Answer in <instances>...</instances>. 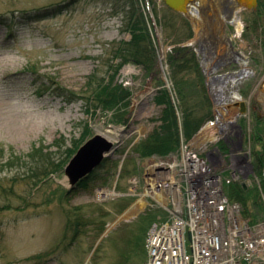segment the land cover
I'll list each match as a JSON object with an SVG mask.
<instances>
[{"label": "rangeland", "instance_id": "rangeland-1", "mask_svg": "<svg viewBox=\"0 0 264 264\" xmlns=\"http://www.w3.org/2000/svg\"><path fill=\"white\" fill-rule=\"evenodd\" d=\"M258 2L256 9L238 12L241 28L226 22L236 49L247 59L244 67L241 60L227 70L241 76L219 84L201 65V83L191 69L178 76L185 84H205L214 119L221 111L226 122L235 118L228 129L240 133V152L249 154L252 164L253 153L264 150V8ZM58 5L63 13H46ZM227 9L217 10L229 17L231 4ZM13 14L20 23L8 38L0 25V264H145L151 226L167 215L151 198L135 197L143 193L147 160L137 147L162 124L166 106L156 101L159 91L167 89L174 105L180 103L170 57L178 48L194 51L195 32L164 0H0V15ZM131 19L144 21L153 34L156 65L151 72L134 62L121 64L118 50L132 39ZM116 69L114 83L129 96L104 109L93 97L98 96L96 83L111 81ZM49 86L73 92L71 102L46 92ZM192 93L190 105L202 95ZM214 119L189 141L203 156L216 149L224 155L237 151L220 134L202 137ZM110 130H119L118 138L107 137ZM98 135L114 144L113 154L95 171L90 191L65 197L72 188L66 167ZM249 175L234 184L252 192L248 219L261 223L264 181L254 165ZM142 199L145 207L137 209ZM129 210L125 221L111 227ZM136 240L146 244L142 255Z\"/></svg>", "mask_w": 264, "mask_h": 264}, {"label": "built area", "instance_id": "built-area-1", "mask_svg": "<svg viewBox=\"0 0 264 264\" xmlns=\"http://www.w3.org/2000/svg\"><path fill=\"white\" fill-rule=\"evenodd\" d=\"M181 147L179 155L158 159L148 169L145 193L162 197L171 217L152 227L146 264H264V223L251 226L224 193L225 183L239 180L248 164L232 158L226 178L221 157L204 158L187 143ZM200 173L205 184L196 194L187 174Z\"/></svg>", "mask_w": 264, "mask_h": 264}, {"label": "trees", "instance_id": "trees-1", "mask_svg": "<svg viewBox=\"0 0 264 264\" xmlns=\"http://www.w3.org/2000/svg\"><path fill=\"white\" fill-rule=\"evenodd\" d=\"M260 6L261 8H264V0H260ZM62 8L63 7L61 5L49 7L46 13L53 12L54 15H58L63 13ZM21 13H28V11L22 10ZM11 16L0 15V25L7 28V38L9 37V30L20 23L13 18L14 14ZM38 17L43 16L38 14ZM127 28L131 31L132 39L131 41L125 43L126 45H121L118 50L122 59V66L129 62H134L145 68L147 72H151L156 65V51L153 44L154 37L152 32L146 26L144 21L142 23L140 20L135 19H131ZM183 52H187L186 56ZM174 53L175 54L170 57V63L172 68V79L175 82L174 87L180 103L178 105H174L172 101L173 96L167 89L159 91L156 101L160 105H165L166 108L163 111L161 126L146 141L137 147L138 152H140V154L144 157H150L153 155L167 156L168 154L176 151L180 146L181 131L183 132L185 138L189 140L200 131L202 126L208 120L213 119L214 117L211 101L206 91V86L205 84H198L203 82V75L196 53L192 51V49L190 51V49L185 48H178L174 51ZM183 57H185L186 60ZM181 59L184 60L182 63L179 62ZM188 63L191 65L188 66ZM189 69H191V72L197 76V84H185L184 81L181 82L179 80L178 76L181 73L186 71L188 72ZM117 73L118 71L116 69L113 73V79L107 83H96L98 87L94 91H98V96L93 95V97L95 101L99 100L103 104L104 109L121 104L129 96V92L122 85H115L116 83H114V78ZM93 76L95 77V75ZM93 76L90 78V81L93 80ZM42 84H48V82H42ZM46 92L62 97L64 101L68 103L71 102L72 96H74L73 92H69L60 86H57L55 90L49 86ZM192 92H194V94L196 93L198 96L199 92H201L202 95H200V98H196L198 102L190 105L192 100L189 97ZM199 109L205 110L206 113H199ZM178 112L182 113V130L180 127ZM253 155L255 171L263 177L264 181V150L255 151ZM96 175V172H94L85 179L81 180L75 188L65 192V197L74 196L82 191H90ZM41 181L42 180H39V183ZM226 193L231 200L242 204L244 207L243 215L244 217L249 218L251 214L249 212L248 202L253 198L252 192L243 186L241 187L239 184H232L226 188ZM125 207L126 204L123 205L121 210ZM252 222L255 221L252 220ZM80 229H77L75 232V238L78 236ZM76 241V239L71 240V246H73ZM136 241L138 246L137 249L139 250L138 255L144 254L146 251V244H144V240ZM61 245H63V242L59 244V247H61Z\"/></svg>", "mask_w": 264, "mask_h": 264}, {"label": "water", "instance_id": "water-1", "mask_svg": "<svg viewBox=\"0 0 264 264\" xmlns=\"http://www.w3.org/2000/svg\"><path fill=\"white\" fill-rule=\"evenodd\" d=\"M164 1L168 7L176 12L183 14L193 24L195 29L200 26V28L202 29V33L197 38V42H200L201 44L199 54L204 55V49H207V47H209V44L212 43L214 37L209 36V34L207 33L208 30L206 28V24L204 22H200L199 19L202 15H205V12L203 10H205L206 7L207 9H211L216 4L211 5V0L209 3H206V5H204L201 0ZM233 1L234 3L232 4ZM230 4L231 11L229 10V16L233 14V11H236L237 15L238 12L243 9H256L258 7V0H220L219 3V5H221L220 7L228 9L230 8ZM234 4L236 5L235 10H233L232 8ZM228 19L230 18H227V20ZM237 98L239 99L238 96ZM239 105L241 107V114H245L248 110L246 102L242 101ZM216 118L217 120H219L218 115H216ZM113 152L114 144L101 135L95 136L84 146H82L74 156V158L70 161L69 165L66 167V174L71 181L72 187L76 186L81 180L98 169L103 164L105 159L110 157ZM128 213L129 211L125 212L113 225H111V227L117 225L121 221H125L128 217Z\"/></svg>", "mask_w": 264, "mask_h": 264}, {"label": "bare ground", "instance_id": "bare-ground-1", "mask_svg": "<svg viewBox=\"0 0 264 264\" xmlns=\"http://www.w3.org/2000/svg\"><path fill=\"white\" fill-rule=\"evenodd\" d=\"M202 3H204V5H206V3H209L210 0H201ZM212 4H216L214 5V7H212L211 9L207 7L205 8V10H203L205 12V15H202L200 17V22H204L206 24V28H207V33L209 34L210 37H214V40L212 41V43L209 44V47H207V49H204V56H206L205 58L207 60H209L210 65L207 66V70H213L210 66L213 63V67H217V66H221L223 68H227V67H231L234 66L233 61L231 60V58H233L234 56H236L237 58H239L240 62L242 60L241 66L244 67L247 63V59L241 54L240 51H238L236 49V46L233 42V38H231L229 36L228 31H224L226 30V21L227 18L229 20V23H234L237 24L238 27L241 28V26L239 25V19L240 17L238 16V14L236 15V11H233V14L229 17H226V15H224V13L222 14L221 11L217 10L220 9L221 5H219L220 0H211ZM165 2V1H164ZM234 3V1L232 2V4ZM209 7V6H208ZM233 10H235L236 5L234 4L232 6ZM238 16V17H237ZM201 28L200 26L196 28V38H198L200 36L201 32ZM163 74H164V79L169 82V79L163 69ZM152 77V76H151ZM221 93V92H219ZM220 95V94H219ZM237 96V94H235ZM223 110H226L227 112V108L223 107ZM222 113V111H221ZM231 121H234L235 118H231ZM230 121V120H229ZM214 132V131H212ZM204 137L206 138H210V139H214L215 135L212 133L210 135L209 133L203 132L202 134ZM119 136V130H110L107 134V137H109L110 139H115L118 138ZM108 138V139H109ZM107 139V138H106ZM183 147V146H182ZM182 147L180 148V150L175 153L174 155H179V153L182 151ZM205 172L207 171L206 169H204ZM187 180H188V186L191 187V189H194V193L196 194H200L201 190H203L204 188V174L200 173L197 175H190L187 174ZM147 201H144L143 199L137 204L136 208L137 209H143L145 207V203ZM131 214V212L128 213V215Z\"/></svg>", "mask_w": 264, "mask_h": 264}, {"label": "flooded vegetation", "instance_id": "flooded-vegetation-1", "mask_svg": "<svg viewBox=\"0 0 264 264\" xmlns=\"http://www.w3.org/2000/svg\"><path fill=\"white\" fill-rule=\"evenodd\" d=\"M189 23H190V26L192 27V30H193V26H192L191 22H189ZM227 23H229V21ZM225 29L226 30H224V31L227 32L228 31V26H226ZM196 45H197V48L195 49V52H196L197 57H198V59L200 61L201 67H203L206 70L207 66L209 65V60H207L205 58L206 56L199 54V52L197 51V49L200 50V47H201L200 42H197ZM231 60L233 61L234 64L240 63L239 58H237L236 56H234L233 58H231ZM229 68L230 67L223 68L221 66L220 67L217 66L213 70L208 71V73L211 75V77L213 79V82L215 81V82H217L219 84H228V82L231 79L235 78L236 76H241L240 73H235L233 71L232 72L231 71H228L227 69H229ZM233 84H236V80L233 81Z\"/></svg>", "mask_w": 264, "mask_h": 264}]
</instances>
